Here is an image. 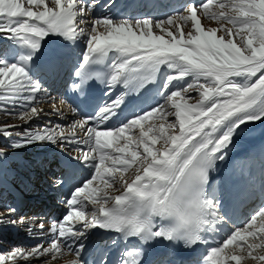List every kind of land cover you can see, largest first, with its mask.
<instances>
[{
  "label": "snow or ice",
  "instance_id": "snow-or-ice-1",
  "mask_svg": "<svg viewBox=\"0 0 264 264\" xmlns=\"http://www.w3.org/2000/svg\"><path fill=\"white\" fill-rule=\"evenodd\" d=\"M159 7L162 17L145 0H0V112L22 122L0 125V158L55 146L67 155L53 186L72 180L47 243L15 247L0 264H264V200L240 225L230 206L256 195L255 179L213 186L238 133L264 123V0ZM57 80L59 107L45 86ZM44 103L59 116L66 106L72 122L24 127ZM15 211H0V226L23 223ZM160 243L171 258H154Z\"/></svg>",
  "mask_w": 264,
  "mask_h": 264
},
{
  "label": "bare ground",
  "instance_id": "bare-ground-1",
  "mask_svg": "<svg viewBox=\"0 0 264 264\" xmlns=\"http://www.w3.org/2000/svg\"><path fill=\"white\" fill-rule=\"evenodd\" d=\"M145 2L149 6V9L147 11H153V13L156 15L164 12V10L159 7V5L164 4L163 0H145ZM153 5H156L157 7L153 8ZM158 10H160L161 12H157ZM204 23L207 24V21H204ZM213 26L215 25L213 24ZM77 51H79V49H77ZM49 82L50 83L46 84L45 86L49 89L51 96L55 98L57 106L59 107V100L62 97V92L60 91V85L62 81H55L57 89H51L53 85L51 84V81ZM63 98L67 99L65 96ZM105 99H107V97H105ZM41 107L45 109V112L41 115L40 118L33 120L30 124H41V126H37L35 129L41 128L44 125H67L72 122V113L68 111L66 106L64 110L65 114L63 116L56 115L54 112L51 111V103H44L41 105ZM30 125H25V127H30ZM2 140L3 138L0 137V143ZM252 143H256V145L264 143V130L261 135L256 139V141H245L244 139L236 136L234 138V144L233 146H231L229 151L231 159H226L225 161L221 162V164H227L229 160L234 162L236 158H239V156L243 155V152L240 153V151H244L247 146ZM50 149H53V151L57 152V155L55 157H52L48 154V151ZM5 151L7 155L3 158H0V185L4 183L1 188L0 194V199L2 200V207L10 205L15 208L16 211L12 214L10 219L18 218L17 220H19L20 218H23L24 222L21 224L17 223L19 225H12L6 223L5 228L3 226H0V253H3L7 250H11L15 247L31 248L33 245H36L41 242L46 244L47 241L51 238L48 230L54 221L61 220L63 215L66 214L67 207L64 201L69 198V196L65 195H61L58 197L57 188L53 186L54 174H57L56 164L59 160L65 158L67 153H61V151L55 146L46 145L30 146L26 149L21 150L5 149ZM6 159H8L9 161L12 160L11 162L13 163H18L25 169L24 174H20L18 176L22 181L16 178L15 181L12 182L11 179H9L10 177H7V175L12 176L10 175V173L7 172L13 170L5 166L6 164H4V161H6ZM51 159L53 160V162ZM46 160L51 161V164L47 167L45 165V163L47 162ZM248 161H250V159H248ZM40 171L45 172L42 177L39 176ZM247 174L250 175L251 171ZM9 181H11L12 184H10ZM219 182L220 180L217 181V184L215 185L216 188L220 186ZM11 185H13L14 187ZM53 196L58 197V202L55 205L58 214L60 212L62 215L60 219L57 220L54 218H48L45 215H39V217H36V213L38 212V206L42 203H46L45 201L53 202L55 200ZM17 200L19 201L18 204H16ZM26 206H30V209L25 208ZM3 210L1 209V211ZM21 212H24L25 215H21ZM51 214L52 213H50L49 215ZM40 224L44 225L43 232H41L39 228ZM29 229H31L32 231L31 235L29 234ZM7 232H9L10 237L7 236ZM69 259H72V257L70 255H66L64 257H60L56 260H53L52 264H66V261ZM86 259L91 260L92 257H86ZM40 264H44L43 258L41 259Z\"/></svg>",
  "mask_w": 264,
  "mask_h": 264
},
{
  "label": "rangeland",
  "instance_id": "rangeland-1",
  "mask_svg": "<svg viewBox=\"0 0 264 264\" xmlns=\"http://www.w3.org/2000/svg\"><path fill=\"white\" fill-rule=\"evenodd\" d=\"M165 11V10H164ZM157 12H161L160 10H158ZM53 88V86L51 87V89ZM169 119H174V117H170ZM3 124H22V122L19 120V119H17L15 116H9V115H7V114H5L4 112H0V125H3ZM261 125H264V123H260V122H255V123H253V124H249V125H247L246 127H244V130L240 133V135L241 136H243V137H248V136H250V134H254L255 132H256V128L258 127V126H261ZM39 127V126H41V124H36V123H34V124H32V125H30V128L31 129H35L36 127ZM24 127H25V125H24ZM21 131L22 129H16L15 131ZM264 130V129H263ZM263 130H262V132H263ZM261 132V133H262ZM261 135V134H260ZM259 135V136H260ZM1 138H3V137H1ZM16 137L15 136H13V139H15ZM5 143V138H3V140L1 141V143H0V145H2V144H4ZM6 150H8V149H6ZM52 152H54V153H52ZM48 154L49 155H51L52 157H55L56 155H57V152L56 151H53V149H50L49 151H48ZM5 163L4 164H6L5 166L7 167V168H11L12 170H14V172H15V174L16 175H18L19 174V170H20V167L16 164V163H13V162H11V161H9L8 159H6V161H4ZM45 174V172L44 171H40V173H39V176H43ZM10 175H12V174H10ZM7 177L9 178L10 176H8L7 175ZM15 177V178H14ZM13 178H11V181L13 182V180L14 179H18V180H20V181H22L21 179H20V177H16V176H14ZM10 179V178H9ZM11 181H9L10 182V184H12L11 183ZM3 184L4 183H2L1 185H0V193H1V188H2V186H3ZM11 186H13V185H11ZM14 187V186H13ZM16 193V192H15ZM17 194V193H16ZM17 196V195H16ZM51 197V196H50ZM2 200L0 199V204L2 205ZM19 203V201L17 200L16 201V204H18ZM8 206H10V205H8ZM6 207V206H5ZM1 209H2V206H0V211H1ZM3 210V209H2ZM4 211V210H3ZM17 214V213H16ZM11 218V217H10ZM14 220H17L18 218H13ZM21 224V223H20ZM15 225H19V224H15ZM4 228H5V226H6V223L5 224H3L2 225ZM3 236H5V235H3ZM7 236L8 237H10V235H9V232H7ZM3 250V249H2ZM10 250H7V251H4L3 253H0V254H7L8 252H9ZM244 261V263L242 262V264H251V263H253V264H256L254 261H252L250 258H247V259H245V260H243Z\"/></svg>",
  "mask_w": 264,
  "mask_h": 264
}]
</instances>
